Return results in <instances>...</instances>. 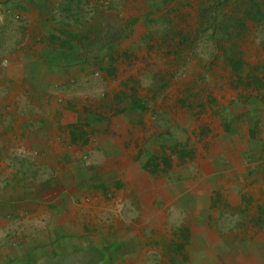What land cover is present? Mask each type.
<instances>
[{"label":"rangeland","instance_id":"obj_1","mask_svg":"<svg viewBox=\"0 0 264 264\" xmlns=\"http://www.w3.org/2000/svg\"><path fill=\"white\" fill-rule=\"evenodd\" d=\"M262 234L264 0H0V264H264Z\"/></svg>","mask_w":264,"mask_h":264},{"label":"crops","instance_id":"obj_2","mask_svg":"<svg viewBox=\"0 0 264 264\" xmlns=\"http://www.w3.org/2000/svg\"><path fill=\"white\" fill-rule=\"evenodd\" d=\"M52 98H54V97H52ZM55 98H57V97H55ZM66 115V114H65ZM63 153V152H62ZM129 172H128V174L129 175H127L126 174V171H124V173H125V176L124 177H128L130 180H131V178H133L134 179V181H136V179L135 178H137V173L133 170V171H131V169L129 168ZM131 177V178H130ZM152 184H156V185H152ZM215 184V182H211L210 184H208V185H203L204 186V188H205V186H206V188L205 189H209V190H206L209 194H210V192L212 191V189L214 188V185ZM136 186H138V185H136ZM163 186L165 187L166 185H164L163 183H162V181L159 183V184H157L156 182H149V183H147V186H145V187H148L149 188V190H155L156 192H158V190H159V192H161L160 194H162V192L165 194V196L164 197H169V195L170 196H172V197H174L175 198V200L177 199V195H178V192L176 191H170V189L169 190H163L164 188H163ZM199 186V185H198ZM157 187H160V189H157ZM197 186H195V189H192V191H191V194H192V197H193V199L195 198L200 204H201V207L202 208H205V209H207V206H208V202H207V200H205V201H201L202 199H199L200 197H199V195L200 194H202V191L203 190H205L204 188H203V190L201 189L202 187L200 186V187H198V188H196ZM142 188V187H141ZM206 191H203V192H206ZM157 197V195H155V197L154 198H156ZM163 197V198H164ZM197 197V198H196ZM153 198V199H154ZM165 199V198H164ZM166 200V199H165ZM167 204H168V201H167ZM262 236H263V234H262ZM260 241H263L264 242V236L261 238V240ZM120 242V244L121 243H131V240H129L127 237H126V239L123 241V240H120L119 241ZM133 245V244H132ZM130 250H133V249H131V247L129 248ZM249 251V250H248ZM245 252V250H242V251H240L239 253H237V254H232L234 257H245L246 258V260H247V258H249V257H251V255L252 254H255V256L256 255H259V254H261L260 253V251H258V252H256V251H250V253L249 252ZM190 254H191V257L193 258V257H195V255L193 254L192 255V253L190 252ZM222 254H225V255H228V256H230L229 254H231L229 251H223V253ZM241 254V255H240ZM232 255H231V257H232ZM215 256H217V255H215ZM204 257H206L207 259L208 258H210V255L209 254H206ZM140 258H142V256L140 257ZM200 263V260L199 261H196V260H194V258H193V261L191 262V264H199ZM202 264V263H201ZM207 264V263H206Z\"/></svg>","mask_w":264,"mask_h":264},{"label":"bare ground","instance_id":"obj_3","mask_svg":"<svg viewBox=\"0 0 264 264\" xmlns=\"http://www.w3.org/2000/svg\"><path fill=\"white\" fill-rule=\"evenodd\" d=\"M139 50H140V49H139ZM110 125H111V124H110ZM114 156H115V155H114ZM158 193H159V192H158ZM150 195H151V194H150ZM196 198H197V197H196ZM170 204H171V203H170ZM207 207H208V206H207ZM244 248H245V247H244ZM240 255H241V254H240ZM252 256H253V254H252ZM252 256H251V257H252ZM254 256H255V255H254ZM263 256H264V255H263ZM259 258H260V257H259Z\"/></svg>","mask_w":264,"mask_h":264}]
</instances>
